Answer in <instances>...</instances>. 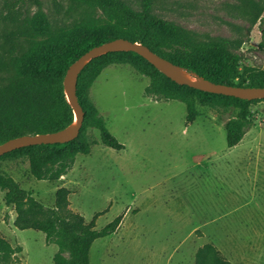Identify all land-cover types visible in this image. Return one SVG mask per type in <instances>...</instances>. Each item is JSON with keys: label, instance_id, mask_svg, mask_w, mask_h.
I'll return each instance as SVG.
<instances>
[{"label": "rangeland", "instance_id": "obj_1", "mask_svg": "<svg viewBox=\"0 0 264 264\" xmlns=\"http://www.w3.org/2000/svg\"><path fill=\"white\" fill-rule=\"evenodd\" d=\"M5 1L0 0V12ZM123 1L142 10V0ZM40 2V9L19 6L21 22L40 10L56 30L105 24L98 9L71 0ZM151 14L178 24L198 42L228 41L242 70L264 71V0H151ZM21 25L0 16V78L16 63ZM149 85L130 66L110 65L90 89L99 115L124 149L104 146L99 132L89 129L95 142L90 154L77 155L55 182L33 178L26 161H0V170L45 206H53L56 190L66 187L70 207L86 223L97 215L96 230L123 216L115 233L93 242L90 264H194L206 243L227 254L239 243L236 236L261 226L264 234V101L251 105L254 126L229 148L224 126L236 109L210 98L187 123L184 103L148 93ZM4 196L0 189V234L21 251L0 256V264H54L58 247L42 232L17 229ZM240 243L249 244L248 251L262 243L257 264H264V237Z\"/></svg>", "mask_w": 264, "mask_h": 264}, {"label": "trees", "instance_id": "obj_2", "mask_svg": "<svg viewBox=\"0 0 264 264\" xmlns=\"http://www.w3.org/2000/svg\"><path fill=\"white\" fill-rule=\"evenodd\" d=\"M77 4L98 9L105 24L84 23L69 29H53L40 10L21 22L19 6L40 0H6L0 16L2 22L21 25L17 30L19 50L11 74L0 78V144L21 135L58 131L74 118L68 103L63 79L68 67L90 48L116 38L141 43L171 61L189 74L214 83L240 87H264V71L241 69V57L229 50V42H198L184 28L151 14V0H142L137 11L123 0H71ZM5 12V13H3ZM14 40V42H15ZM17 43V42H16ZM110 65H128L136 73L149 78L147 92L165 100H177L186 107V122L198 116L197 105L205 106L210 98L220 99L223 106L234 108L236 114L225 123L227 147L236 146L255 124L250 109L255 102L235 97L212 94L186 85H179L158 71L152 64L134 52H111L93 58L77 79V97L84 111L79 135L65 143L39 144L15 149L0 156V161H26L36 180L58 181L67 174L77 155H88L94 141L89 129L99 132L101 143L115 151L124 149L109 131L90 99V89ZM0 189L5 191V202L11 205L19 230L42 232L46 242L58 247L54 264H90L93 242L109 236L118 229L123 216H118L103 229H95L94 216L86 223L70 207V191L60 187L55 192L53 206L37 201L31 192L21 188L7 173L0 170ZM20 247L13 248L0 234V256L6 259ZM194 264H231L212 243H206L195 253Z\"/></svg>", "mask_w": 264, "mask_h": 264}, {"label": "water", "instance_id": "obj_3", "mask_svg": "<svg viewBox=\"0 0 264 264\" xmlns=\"http://www.w3.org/2000/svg\"><path fill=\"white\" fill-rule=\"evenodd\" d=\"M134 52L158 71L179 85L201 90L204 92L230 96L242 100L264 99V87H240L214 83L197 74H189L183 68L163 58L147 46L130 41L125 38H116L94 46L75 60L66 70L63 79V88L66 99L74 112V118L66 127L51 133H38L34 135H21L11 138L0 144V156L18 148L39 145L65 143L79 135L83 125L84 111L77 97V79L82 69L95 57L111 52Z\"/></svg>", "mask_w": 264, "mask_h": 264}, {"label": "crops", "instance_id": "obj_4", "mask_svg": "<svg viewBox=\"0 0 264 264\" xmlns=\"http://www.w3.org/2000/svg\"><path fill=\"white\" fill-rule=\"evenodd\" d=\"M262 225V220L261 223ZM262 237H264V234H262V226L258 232H255L253 234L249 235H238L235 237L234 240H239V243H233L232 247L229 248L228 253L225 254L222 250L221 253L223 256L230 261L231 264H257L262 263V243L259 244V249H254V245L251 244V251L245 250V248H248L250 246L246 243H240L241 240H258L262 241Z\"/></svg>", "mask_w": 264, "mask_h": 264}]
</instances>
